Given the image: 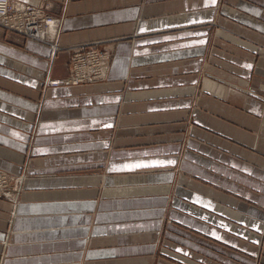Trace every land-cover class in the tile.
Segmentation results:
<instances>
[{
	"label": "crops",
	"instance_id": "0c3cea01",
	"mask_svg": "<svg viewBox=\"0 0 264 264\" xmlns=\"http://www.w3.org/2000/svg\"><path fill=\"white\" fill-rule=\"evenodd\" d=\"M49 1L64 17L51 46L0 27V168L20 173L32 156L23 189L0 198V264H153L168 217L202 242L254 250L264 0ZM107 41L105 81L45 92L72 48ZM184 116L195 124L180 156Z\"/></svg>",
	"mask_w": 264,
	"mask_h": 264
},
{
	"label": "rangeland",
	"instance_id": "374dc122",
	"mask_svg": "<svg viewBox=\"0 0 264 264\" xmlns=\"http://www.w3.org/2000/svg\"><path fill=\"white\" fill-rule=\"evenodd\" d=\"M220 4H223V0H220ZM37 6L42 7V10L44 11V15L46 16L47 20H56L57 22H59V30L62 26L63 23V19L64 17L60 14H56L54 12H52L51 10V3L49 0L42 2V4H39ZM1 28H3L5 31L8 32H13L16 34H21V36H25L27 38H29L27 35L21 33V32H17L15 30H10V29H6L3 26L0 25ZM218 27V26H217ZM54 32L47 33V35L44 38H40V39H44L45 41L39 40L40 42H44L48 45H52V41H54V38H52V36ZM56 33V32H55ZM52 38V39H50ZM38 41V40H37ZM116 41H107V42H103L98 44L96 43H90V44H82L79 46H76L75 48H72L70 53L67 55V59H68V64H67V74L65 76H61L58 78H73L74 76L78 75V72L76 71V63H78L80 61V59L82 61H88L92 60L91 55H96L94 56L98 61V65L100 66V68H107V75L106 77L101 78V80L95 78V75L97 73L96 68H95V63L92 64L90 62H87L86 64V68L87 71H92V74L90 75L91 79L89 80H84L83 82H81L79 85H85V84H95V83H99L102 81H105L108 78V74L110 72V64H111V59H112V54H113V48L115 45ZM257 46L259 47L260 52L262 50H264V45L257 43ZM61 52V50H58L56 55L58 54V52ZM63 51V50H62ZM258 51V54L256 55L258 58V61L262 55V53H260ZM81 57V58H80ZM98 67V66H97ZM48 77L49 75L46 76V78L44 79V90L46 92L47 88L49 87L48 84ZM71 81L69 79V83L66 84L65 86H71ZM74 85V84H72ZM184 120L183 122L185 123V126L183 128V130L181 131V133H183V143H182V151L180 152V156H183L184 150L187 148V142H188V138L192 136V132H193V126H194V120L192 118V116H184ZM254 132V131H253ZM31 147V146H29ZM32 158L31 156V152L30 149H28V152L26 154V158H25V164L23 165L24 167H22V170L20 173H16V174H12L11 172L0 168L1 173H5L9 178H10V182L9 184V190H5L1 195L0 198L1 199H15L16 198V194L18 193V190L23 189L24 187V180L28 177V169H29V161ZM23 178V179H22ZM174 189V188H173ZM174 192V191H173ZM172 196H176L175 193H172ZM264 220V219H263ZM170 223H171V219L168 217L165 220V224H164V230H163V234H161L160 239H159V255L155 258V261L153 262V264H160V260L159 259H167L168 262H172V263H178V264H189L183 261V259L177 257L174 254L171 253H167V256L164 254V248L167 249V251H172V252H183V255L188 256L189 258L194 259L198 264H264V229L260 230L259 232H257L260 236H259V240L256 241H250L254 246L255 249L254 250H250V249H244V248H239L235 245H232L231 243H227V242H223L220 241L216 238H212L211 237H207V236H203L204 238L214 242L215 244H208L206 242H202L200 240H197L195 237H189L188 234H185L182 231L179 230H173L170 228ZM264 227V225H263ZM171 232L176 236H180V238H184L188 241L197 243L199 245H201L202 247L210 250L211 252H213L214 254H209V258H204V252L203 250H196L195 246H191L188 243L185 242H180L179 239H174L175 237H170L166 232ZM202 237V236H201ZM248 240V239H246ZM249 241V240H248ZM181 246V249L180 247ZM189 252H196L199 255H203V256H199L196 257L193 254H191V256L189 255ZM5 257L8 255L7 252L4 253ZM180 260L182 262H180ZM194 263V264H197Z\"/></svg>",
	"mask_w": 264,
	"mask_h": 264
},
{
	"label": "built area",
	"instance_id": "2783aa9c",
	"mask_svg": "<svg viewBox=\"0 0 264 264\" xmlns=\"http://www.w3.org/2000/svg\"><path fill=\"white\" fill-rule=\"evenodd\" d=\"M0 18L1 26L6 29L21 32L29 38L33 36V33L36 32L41 25H46V22H51V20L48 21L44 15L42 7L33 4H20L16 2V0H0ZM13 23H21L22 27H20V25L14 26ZM24 29L26 31H23ZM28 29L30 31H28ZM35 38L37 39L38 37ZM53 85L56 86L57 83H53Z\"/></svg>",
	"mask_w": 264,
	"mask_h": 264
},
{
	"label": "bare ground",
	"instance_id": "6f19581e",
	"mask_svg": "<svg viewBox=\"0 0 264 264\" xmlns=\"http://www.w3.org/2000/svg\"><path fill=\"white\" fill-rule=\"evenodd\" d=\"M16 2H18V1H16ZM18 3L27 4V3H22V2H18ZM0 21H1V18H0ZM57 23L58 22L56 20H53V19L51 20V22H48V23L46 22V25H41V27L38 28L37 31L33 33V36L32 37L30 36V38L38 37L39 40L45 41L44 39H40V38H44L47 35L48 31H49V33L55 32ZM17 25H20V27H22L21 23H17V24L15 23L14 24V26H17ZM23 31H26V30L24 29ZM28 31H30V30L28 29ZM91 57H92V60L88 59V61H82L80 59V61L78 63H76V65H75L76 68L75 69L78 72V75L74 76L72 79L69 78L72 84L79 85L84 80L91 79L90 75L92 74V71H89V70L87 71V68H86L87 62H90L92 64H94V63L96 64L95 68H96V71L97 70L98 71H97V73L95 75V78L97 79V81H98V79L101 80V78L106 77L107 68H100V66L98 65L99 61L96 58H94L93 55ZM69 79L68 78H66V79L65 78H60V79L48 78V84H49V87L63 86V85H66V84L69 83ZM53 83H57V85L55 86V85H53ZM9 182H10V178L5 173H1V171H0V195L5 190L6 191L9 190V188H10L9 184H8Z\"/></svg>",
	"mask_w": 264,
	"mask_h": 264
},
{
	"label": "snow or ice",
	"instance_id": "6c2138e0",
	"mask_svg": "<svg viewBox=\"0 0 264 264\" xmlns=\"http://www.w3.org/2000/svg\"><path fill=\"white\" fill-rule=\"evenodd\" d=\"M139 166V165H138Z\"/></svg>",
	"mask_w": 264,
	"mask_h": 264
}]
</instances>
